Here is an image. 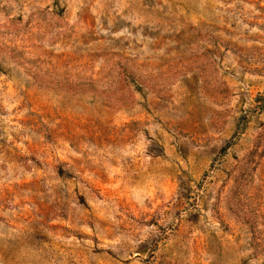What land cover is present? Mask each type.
Wrapping results in <instances>:
<instances>
[{"label":"rangeland","instance_id":"1","mask_svg":"<svg viewBox=\"0 0 264 264\" xmlns=\"http://www.w3.org/2000/svg\"><path fill=\"white\" fill-rule=\"evenodd\" d=\"M0 264H264V0H0Z\"/></svg>","mask_w":264,"mask_h":264}]
</instances>
